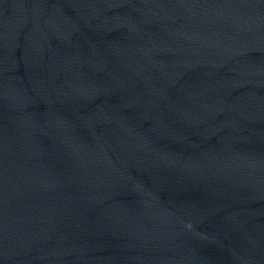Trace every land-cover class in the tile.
<instances>
[{"label": "water", "instance_id": "water-1", "mask_svg": "<svg viewBox=\"0 0 264 264\" xmlns=\"http://www.w3.org/2000/svg\"><path fill=\"white\" fill-rule=\"evenodd\" d=\"M0 264H264V0H0Z\"/></svg>", "mask_w": 264, "mask_h": 264}]
</instances>
